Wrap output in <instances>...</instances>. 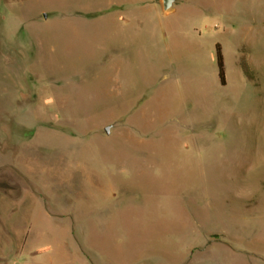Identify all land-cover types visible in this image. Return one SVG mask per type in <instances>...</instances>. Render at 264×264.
<instances>
[{"label":"rangeland","instance_id":"rangeland-1","mask_svg":"<svg viewBox=\"0 0 264 264\" xmlns=\"http://www.w3.org/2000/svg\"><path fill=\"white\" fill-rule=\"evenodd\" d=\"M124 256L264 264V0H0V264Z\"/></svg>","mask_w":264,"mask_h":264},{"label":"trees","instance_id":"trees-1","mask_svg":"<svg viewBox=\"0 0 264 264\" xmlns=\"http://www.w3.org/2000/svg\"><path fill=\"white\" fill-rule=\"evenodd\" d=\"M217 65L219 69L220 81L224 85L226 82L225 64H224L223 55L221 53V49L219 46L217 47Z\"/></svg>","mask_w":264,"mask_h":264},{"label":"water","instance_id":"water-1","mask_svg":"<svg viewBox=\"0 0 264 264\" xmlns=\"http://www.w3.org/2000/svg\"><path fill=\"white\" fill-rule=\"evenodd\" d=\"M174 0H163V9L168 11L172 8ZM106 132L110 133V127H106Z\"/></svg>","mask_w":264,"mask_h":264},{"label":"crops","instance_id":"crops-1","mask_svg":"<svg viewBox=\"0 0 264 264\" xmlns=\"http://www.w3.org/2000/svg\"><path fill=\"white\" fill-rule=\"evenodd\" d=\"M123 258L125 260L124 264H128V262H127L128 259L126 258V256H124ZM34 259H32L33 261H31V262H24V263H21V264H41L38 261H35ZM111 261H112V259H111ZM185 261H186V259H184L183 261H181V262H179L177 264H183V263L186 264L187 262H185ZM121 263L123 264V262H121ZM113 264H114V262H113ZM132 264H134V263L132 262ZM189 264H193V259H191Z\"/></svg>","mask_w":264,"mask_h":264}]
</instances>
